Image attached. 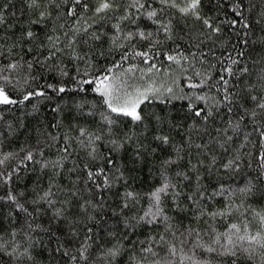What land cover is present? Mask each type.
<instances>
[{
    "label": "snow or ice",
    "instance_id": "obj_1",
    "mask_svg": "<svg viewBox=\"0 0 264 264\" xmlns=\"http://www.w3.org/2000/svg\"><path fill=\"white\" fill-rule=\"evenodd\" d=\"M0 264H264V0H0Z\"/></svg>",
    "mask_w": 264,
    "mask_h": 264
}]
</instances>
